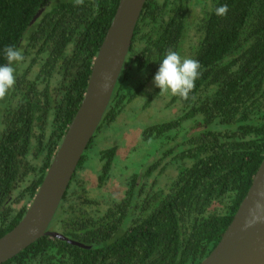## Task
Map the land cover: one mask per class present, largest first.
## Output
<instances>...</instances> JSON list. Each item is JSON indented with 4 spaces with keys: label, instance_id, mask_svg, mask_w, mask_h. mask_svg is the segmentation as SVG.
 I'll return each mask as SVG.
<instances>
[{
    "label": "trees",
    "instance_id": "1",
    "mask_svg": "<svg viewBox=\"0 0 264 264\" xmlns=\"http://www.w3.org/2000/svg\"><path fill=\"white\" fill-rule=\"evenodd\" d=\"M119 1L0 0V65L8 63L5 46L24 55L12 65L14 87L0 99V238L20 222L42 184ZM224 4L227 15L217 16ZM168 49L201 65L187 100L155 85L149 90ZM165 95L178 107L176 116L144 130L145 139L164 146L160 157L125 179L116 197L105 187L118 147L103 149L98 184L90 187L82 174L96 133L138 98L149 106ZM88 148L50 225L84 246L44 236L3 264H200L264 160V0H147ZM168 171L167 186H160Z\"/></svg>",
    "mask_w": 264,
    "mask_h": 264
},
{
    "label": "water",
    "instance_id": "2",
    "mask_svg": "<svg viewBox=\"0 0 264 264\" xmlns=\"http://www.w3.org/2000/svg\"><path fill=\"white\" fill-rule=\"evenodd\" d=\"M147 0H120L105 39L94 58L81 105L20 222L0 238V264L44 236L68 239L50 229L79 162L112 99ZM41 10L35 16L40 15ZM200 264H264V160L218 245Z\"/></svg>",
    "mask_w": 264,
    "mask_h": 264
},
{
    "label": "rangeland",
    "instance_id": "3",
    "mask_svg": "<svg viewBox=\"0 0 264 264\" xmlns=\"http://www.w3.org/2000/svg\"><path fill=\"white\" fill-rule=\"evenodd\" d=\"M152 85L154 84L151 83L149 87L151 91ZM170 101L169 95L159 96L153 99L149 106H145V102L138 98L121 112L113 124L106 125L104 129L96 133L94 145L86 151L87 159L82 174L90 187H95L98 184L99 172L102 169L98 155L103 149L118 147L112 170L113 175L105 187L107 194H113L116 197L121 196L124 192L125 179L135 173H144L145 168L160 157L164 146H160V141L157 138L145 139L144 130L149 125L168 121L176 116L178 107L170 105ZM1 120L2 113L0 111V129L2 127ZM155 173L148 177L149 181H154ZM170 175H172L171 171L164 173L160 177L159 185L166 187Z\"/></svg>",
    "mask_w": 264,
    "mask_h": 264
},
{
    "label": "clouds",
    "instance_id": "4",
    "mask_svg": "<svg viewBox=\"0 0 264 264\" xmlns=\"http://www.w3.org/2000/svg\"><path fill=\"white\" fill-rule=\"evenodd\" d=\"M84 3L85 0H74V6H83ZM93 6L99 7L96 4ZM228 10V6L224 4L215 9V14L226 16ZM3 52L8 63L0 65V99H3L16 83L15 69L12 65L24 60L22 50L13 45L5 46ZM200 68L197 59L181 57L177 51L168 49L159 64L153 83L161 90L160 93L170 92L187 100L195 88V81L200 76Z\"/></svg>",
    "mask_w": 264,
    "mask_h": 264
}]
</instances>
